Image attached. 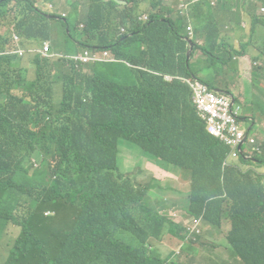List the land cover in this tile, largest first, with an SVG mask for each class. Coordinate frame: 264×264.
Segmentation results:
<instances>
[{
	"label": "trees",
	"instance_id": "obj_1",
	"mask_svg": "<svg viewBox=\"0 0 264 264\" xmlns=\"http://www.w3.org/2000/svg\"><path fill=\"white\" fill-rule=\"evenodd\" d=\"M161 1L92 0L101 12L97 20L88 8L83 18L75 10L67 17L44 11L37 0H0V240L9 224L20 231L4 264H176L182 249H193L190 228L147 203L151 186L169 185L139 183L119 171L121 141L140 147L160 172L187 164V191L165 210L180 207L208 242L225 237L227 258L221 254L219 264H264V172L237 164H264V138L259 152L249 155L242 145L237 159L224 164L229 147L206 132L188 85L175 78L192 76L229 91L242 51L222 36L216 16L231 5L190 6L202 44L193 40L187 59V17L165 15L166 4L154 11ZM256 7L243 0L252 30L264 26ZM10 27L36 47L50 39L59 45L66 29L64 43L110 51L115 61L82 64L35 54L30 79L20 57L2 53ZM262 78L264 67H255L244 103L248 133L257 118L264 120ZM117 230L135 243L116 238ZM166 234L183 240L170 263L151 244Z\"/></svg>",
	"mask_w": 264,
	"mask_h": 264
},
{
	"label": "rangeland",
	"instance_id": "obj_2",
	"mask_svg": "<svg viewBox=\"0 0 264 264\" xmlns=\"http://www.w3.org/2000/svg\"><path fill=\"white\" fill-rule=\"evenodd\" d=\"M73 1L74 0H72V2ZM78 2H79L78 11H77L78 15L82 14L84 11V8L87 7L90 12H92L93 14H96L95 18L97 20L101 19V12L97 11V7L93 4L92 0H78ZM48 3H52V2H47L46 0L45 2L39 3V5L42 7L40 8L46 11L54 12V8L48 7L47 5ZM54 3H56V5L60 4L58 1H54ZM168 3H171L173 5L172 6V9L174 10L173 18H175L176 16H178L176 12L177 0H168V1L162 0L161 3H158L154 7L153 10L158 12L163 8L162 7L163 4H168ZM69 9L70 7H67L65 5L63 8L64 13H61V14L67 15L66 12H68V16H69V13H70V17L75 16V13L72 11H69ZM81 25L82 24H80L79 26L80 28L82 27ZM65 36H66V29H63L60 48L54 47L53 41L49 40L51 47L53 48V50H56V51L58 50L59 53L60 52L63 53L64 51L75 52L73 50H70V46H72L70 42L64 43ZM79 48L82 49V47H79ZM157 49L158 48H153L150 53L154 54L157 51ZM248 54L252 58L253 54L251 52H248ZM33 56L34 54H27L21 58L22 59L21 68L24 69L25 71L24 74L30 79L34 77V66L30 63V60ZM252 62L253 60L248 61V71L250 70V65ZM161 64H165V63L162 62ZM245 113L246 112L242 110L240 112V116L244 115ZM241 126L245 131L247 130L246 123ZM262 129H264V125L260 124L258 126V130H256L255 134L253 135L256 141L259 139L260 140L263 139L262 133H261ZM251 146L252 145L247 144L246 145L247 150L250 151ZM118 149H119V153H118L117 165H118L119 171L129 174L133 179L140 178L139 180L140 182H146L144 180V176L141 173V169L143 168V165H144V159H148V157L142 154L141 148L138 146L128 147L125 141H121L119 143ZM252 160H255V159L252 158ZM150 162L154 164L152 161ZM35 164L36 163L33 160L34 167H35ZM237 164L244 171L251 169V170H254L260 173L264 172V164H248V163H242L240 162V160L237 161ZM24 165L25 167L31 166L30 159H27ZM186 168H187V164H182V166L173 165L169 169L173 172L172 174H167L165 172H162L161 175L157 176V178L155 179V182L154 181L152 182V184L156 182L158 184V182H161L164 185H169L168 190H159L158 188L154 189V191H156L165 200L163 203L164 208L172 206L173 205L172 201H177L180 198H182V194L178 192L187 191L188 180L184 178L185 176L184 172ZM166 216L167 217L171 216L175 222L181 223L183 225H189L190 223L188 218L183 217L184 213L182 212V209L180 207H175V208L166 210ZM204 226L205 225H203V227ZM6 231H7V234L4 236L3 239L0 240V264H4L6 257L7 256L9 257V251L10 249H13L14 243L11 246L9 245L12 243L14 238L18 235V232H20L19 226H17L16 224L15 225L9 224L7 226ZM114 235L116 238L121 239L127 243H135L136 241L134 236L131 233L124 231V230H117ZM173 237L166 234L163 237V240L161 242L152 241L151 243L153 247H155L156 249L160 251L163 258L171 256L180 243V240H181L180 238H178L176 235H173ZM216 241L218 242V239ZM186 246L187 245H185L184 247ZM192 247L193 249H190V250L182 249L181 255L175 260L176 264H188V257L194 258V264H219V259H220L219 257L221 256V254H224L225 257H227L225 247L223 245L218 246L217 244H213L212 241L208 242L206 239H202L201 236L199 237V241H197L195 244H192Z\"/></svg>",
	"mask_w": 264,
	"mask_h": 264
},
{
	"label": "crops",
	"instance_id": "obj_3",
	"mask_svg": "<svg viewBox=\"0 0 264 264\" xmlns=\"http://www.w3.org/2000/svg\"><path fill=\"white\" fill-rule=\"evenodd\" d=\"M45 1L46 0H40V1L37 0L38 7H41L39 3L45 2ZM54 1H58L60 4L56 5ZM54 1L47 0V2H52V3H48L47 5L53 6L55 14L60 15L61 13H64L63 8L65 5L67 7H70L69 11H71L72 9H76V11H78V5H79L78 0H74L73 2L72 0H54ZM248 3H254V4L256 3L257 5L256 13L259 12L260 5L264 6V1L263 3H261L260 1L246 0V7H248ZM242 4H243V0H231L227 4V5H231L230 10H227L226 14H222V13L217 14L216 18L221 24L222 36L227 38L236 48L242 51V54L239 55L237 59L238 63H237L236 71L238 73L237 74L238 80L234 86V89L239 99L244 101L245 103L246 101H248V97H246V89L248 88V85L251 84L252 82L251 66H250V70L248 71V61H251L254 58H259L264 63V26H257L252 30L250 26V18L248 14L242 9ZM172 6L173 5L171 3L167 5L165 15L167 16L170 15ZM86 9L87 7L84 8V11L82 14H79L81 18L85 16ZM66 14H67V17H69L68 12H66ZM258 15H261L264 17V14H258ZM238 21L240 22L239 25L236 24ZM114 28L115 27L113 26V29ZM60 40L62 41V36H60ZM55 41L53 42L54 47L60 48L61 43L58 45L55 43ZM248 52H251L253 54L252 58L248 54ZM259 86L262 89H264V79L263 78L260 80ZM252 90L255 91L254 89ZM242 110L246 113L241 116L240 125H243L246 123L247 129H248V115H250V113H248V108H247V111L244 110V105H242L241 107V111ZM260 124L264 125V120H260L257 118L253 124L254 125L253 130H252L253 132H251L250 134H255ZM261 133H262V138H264V129L261 130ZM141 173L144 176V180L146 182H140L139 181L140 178H136V181L139 183H151L152 181L155 182V179L157 178V176L162 174V172L155 169V165H153L152 163L146 160L144 161V165H143V168L141 169ZM147 197H148L147 203L149 204V206L157 208L161 214H166V210L163 205L165 200L156 191H154V186H151ZM221 223L224 224V228L227 227V223L225 222H221ZM206 225L208 224H205V226ZM206 238L211 239L212 243L217 244L218 246L222 245L225 240V237L223 236L218 238V242L216 241L217 239H213L209 237H206ZM162 240H154V241L161 242ZM222 255L225 257L224 254Z\"/></svg>",
	"mask_w": 264,
	"mask_h": 264
},
{
	"label": "built area",
	"instance_id": "obj_4",
	"mask_svg": "<svg viewBox=\"0 0 264 264\" xmlns=\"http://www.w3.org/2000/svg\"><path fill=\"white\" fill-rule=\"evenodd\" d=\"M203 1H207L210 5L215 6L220 1L224 0ZM190 3L191 2L181 0L178 5L180 13L186 12ZM261 11L264 12V7H261ZM187 29L191 34V27L188 26ZM19 41V37L13 34L11 52L13 54H17L20 57L24 56L28 52H39L43 56H51L54 58L59 56L56 53H51L50 45L48 42H44L43 46L40 49H27L22 46L21 42ZM72 59L81 63L113 60V58L106 51L96 50H85L82 53L73 56ZM253 64L260 65L261 63L255 61ZM168 78L169 80L171 79L170 76H168ZM183 80L190 86L192 90L193 101L200 111L201 117L206 120L208 131L212 135L218 137L232 149L229 158L226 160V162H224V164L230 162L231 160H235L237 158V152L235 151V149L245 138L244 131L239 127L236 121V114L239 106H237L235 109H232V105L225 95L215 92L214 90L210 89L208 85L204 84L198 79L187 78ZM249 141L253 143L254 139L250 138ZM187 226L188 228H190V233H193V235H188L187 239H192L195 242L197 240V237L201 234L202 228L196 221H190L189 225ZM180 247L181 245L175 251V255L179 253Z\"/></svg>",
	"mask_w": 264,
	"mask_h": 264
},
{
	"label": "clouds",
	"instance_id": "obj_5",
	"mask_svg": "<svg viewBox=\"0 0 264 264\" xmlns=\"http://www.w3.org/2000/svg\"><path fill=\"white\" fill-rule=\"evenodd\" d=\"M166 1V0H165ZM168 1V0H167ZM180 1L181 0H177V7H176V12L178 13V14H180V15H184V16H186L187 17V26H186V35H187V37H188V43H189V49L187 50V51H189L190 50V53H189V56H187V52H186V57H187V59H189L190 58V56H191V53L193 52V49H194V45H193V40H195L199 45H201L202 44V39H195V37H194V29H193V25H192V22H191V20H190V18H189V16H188V9L190 8V6L193 4V3H195V2H198V1H203V0H197V1H193V0H184V1H187V2H191L190 3V5H189V7H188V9H187V11L186 12H184V13H180V10L178 9V5H179V3H180ZM193 1V2H192ZM231 0H224V1H220L217 5H215V6H212V5H210L207 1H204V2H206L209 6H211V7H214V8H216L219 4H221V3H228V2H230ZM168 4H170V3H168ZM168 4H166V5H168ZM147 5H148V3L147 2H144L143 3V8L144 9H146L147 8ZM49 8H53V6L52 5H49L48 6ZM261 7H264L263 5H260L259 6V12L257 13V14H264V12H262L261 11ZM76 11V9H72L71 11L73 12V11ZM87 10V9H86ZM171 10H173L172 9V7H171ZM44 11H46V10H44ZM174 11V10H173ZM46 12H49V13H55V12H51V11H46ZM77 12V11H76ZM61 16H67V15H64V14H61ZM69 16H70V13H69ZM80 17V16H79ZM147 18V15H146V13H143L142 15H141V17H140V19L141 20H145ZM188 26H190L191 27V31H192V33L190 34L189 33V31H188V29H187V27ZM6 27H3L2 29H5ZM12 32H11V34H10V36H9V40H8V43L6 44V46H5V49H4V51L2 52V53H6V54H9V55H15V56H17V57H20V56H18L17 54H13L12 52H11V49H12V35L13 34H15V35H17L18 37H19V39H20V41L19 42H21V44H22V46H24L25 48H27V49H40L42 46H43V44H42V46L41 47H36V46H34V47H32V46H26L24 43H23V40H22V38L15 32V30H14V28L13 27H10L9 28ZM121 31H123V29H121ZM44 42H48L49 43V45H50V42L49 41H44ZM43 42V43H44ZM190 47H191V49H190ZM236 48V47H235ZM50 51H51V53H56V54H58L59 56L58 57H56V58H54V57H51V56H43L41 53H39V52H28V53H26L25 55H27V54H41V56H43V57H49V58H52V59H58V58H67V59H71V60H74V59H72V57L73 56H76V55H78L79 53H82L83 51H85V50H89V51H92V50H96V51H106L112 58H113V60H107V61H99V62H108V61H115V59H114V57H113V55L111 54V52L110 51H107V50H101V49H88V48H78L77 50H75V48H73L72 46H70V50H73V51H75V52H66V51H64L63 53L62 52H58V51H56V50H53V48L51 47V45H50ZM238 49V48H237ZM81 50V51H80ZM261 52H263V51H261ZM200 54H201V50L200 49H196L195 50V58L196 57H198V56H200ZM24 55V56H25ZM23 56H21L20 58H22ZM238 59V57L236 58V60ZM253 60V62L251 63V72H252V70L255 68V67H264V63L262 62V60L261 59H259V58H254V59H252ZM251 60V61H252ZM75 61V60H74ZM255 61H258V62H260L261 64L260 65H254L253 63L255 62ZM75 62H78V61H75ZM79 63H81V62H79ZM89 63H96V62H89ZM238 63V62H237ZM82 64H88V63H82ZM238 74V73H237ZM171 77V79L173 78V76H170ZM175 78H178V79H180L182 82H184L185 84H187L183 79H187V78H194V79H198V78H195V77H192V76H189V77H184V76H175ZM170 79V80H171ZM199 80V79H198ZM237 76H236V78H235V81H234V83L233 84H231L230 85V87H229V91L228 92H222V91H219V90H215V89H212V88H210L209 86V88L210 89H212V90H214L215 92H217V93H220V94H223V95H225L226 97H227V99L230 101V103H231V105H232V109H235L237 106H239V109H238V111H237V114H236V121H237V123H238V125H239V127L244 131V133H245V138L239 143V145L236 147V149H235V151L237 152V156H238V152H239V150H241V146L242 145H244L245 147H243L242 149H243V151L245 152V153H247V154H249V155H251V154H253L254 152H259L260 151V148H259V142L261 141L260 139L259 140H255V138L253 137V135L254 134H250L251 132H253V131H250L249 133H248V129L245 131L243 128H242V126L240 125V118H241V116H240V111H241V107H242V105H244V101H242V100H240L239 99V97H238V95L236 94V92H235V89H234V86H235V84H236V82H237ZM199 81H201V80H199ZM202 82V81H201ZM204 83V82H203ZM204 84H206V83H204ZM188 85V84H187ZM207 85V84H206ZM188 87H189V89H190V91H191V102H192V104H193V106H194V108L197 110V112H198V117L204 122V125H205V130H206V132L207 133H209L210 135H212L209 131H208V129H207V122H206V120L205 119H203L202 117H201V114H200V111L198 110V108H197V106H196V104L194 103V101H193V93H192V90H191V88H190V86L188 85ZM249 127V126H248ZM212 136H214V135H212ZM215 138H217V139H219L218 137H216V136H214ZM250 138H253L254 139V142L252 143V142H250L249 141V139ZM220 140V139H219ZM221 141V140H220ZM224 145H226L223 141H221ZM247 144H250V145H252L251 146V150L249 151V150H247V148H246V145ZM227 147H229L228 145H226ZM229 149H230V151H229V154H228V157H227V159L229 158V155H230V153H231V151H232V149L229 147ZM237 159V158H236ZM235 159V160H236ZM232 161V160H231ZM134 180H136V179H134ZM153 182V181H152ZM151 182V183H152ZM202 228V227H201ZM201 236V234L197 237V240L195 241V243L197 242V241H199V237ZM152 241H154V239L152 240ZM182 242H183V240L181 239L180 240V243H179V245H178V247L182 244ZM178 247L175 249V251L178 249ZM175 251H174V253L171 255V256H169V257H165V259L167 260V262L168 263H170V262H172V261H174V256H175Z\"/></svg>",
	"mask_w": 264,
	"mask_h": 264
},
{
	"label": "water",
	"instance_id": "obj_6",
	"mask_svg": "<svg viewBox=\"0 0 264 264\" xmlns=\"http://www.w3.org/2000/svg\"><path fill=\"white\" fill-rule=\"evenodd\" d=\"M190 49H191V47H190ZM189 53H190V50H189V51H187V56H189Z\"/></svg>",
	"mask_w": 264,
	"mask_h": 264
}]
</instances>
